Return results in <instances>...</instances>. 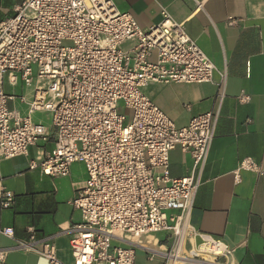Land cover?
I'll return each instance as SVG.
<instances>
[{
  "label": "built area",
  "instance_id": "obj_1",
  "mask_svg": "<svg viewBox=\"0 0 264 264\" xmlns=\"http://www.w3.org/2000/svg\"><path fill=\"white\" fill-rule=\"evenodd\" d=\"M161 16L143 28L114 0H22L0 19V160L28 156L36 146L29 167L44 175L66 177L73 164H84L87 177L71 202L81 221L66 229L73 264H137L133 237L158 232L167 234L156 251L162 264H236L229 242L190 221L218 113L198 114L178 128L142 90L150 82L208 83L219 72L183 23L165 7ZM219 73L221 102L227 72ZM6 78L13 87L34 88L29 111L49 112L51 125L10 107L15 96L6 91ZM238 99L251 97L242 92ZM178 146L193 159L182 177L170 170ZM242 171L264 174L252 157L234 170L237 183ZM12 200L11 192L1 193L4 208ZM2 232L15 238L12 227ZM15 240L0 248V264L12 251L62 264L53 236L29 226L27 237Z\"/></svg>",
  "mask_w": 264,
  "mask_h": 264
},
{
  "label": "crops",
  "instance_id": "obj_2",
  "mask_svg": "<svg viewBox=\"0 0 264 264\" xmlns=\"http://www.w3.org/2000/svg\"><path fill=\"white\" fill-rule=\"evenodd\" d=\"M21 2L10 0L0 19L11 16L10 10ZM114 2L143 28L158 24L162 19L161 8H167L184 24L187 34L211 58L218 71L227 72L226 93L221 102L219 72L208 83L150 82L142 90L178 128L186 126L198 114L218 113L216 135L201 174L190 221L196 229L229 242L235 248L236 264H264V174L242 171L240 183L233 174L246 157L254 158L264 168V0ZM229 17L236 23L229 25ZM129 45L127 42L123 47ZM6 82L7 78L5 88ZM6 91L15 96L10 102L11 108L31 115L34 121L51 125L49 112L29 111L33 87L19 84ZM242 92L251 97L250 102L239 101ZM36 155L37 147L32 146L28 156L0 160V248L14 245L15 239L26 238L28 227L33 226L40 236H53L62 264H73L66 229L81 221L80 211L71 202L87 177L86 168L82 163H75L69 176L54 178L42 174L40 169H30V161ZM192 166V157L179 146L170 152L172 176H185ZM7 191L13 194V200L10 207L4 208L1 193ZM6 227L14 229L15 238L2 232ZM166 237L165 232L133 237L138 244L136 263L162 264L163 258L156 251ZM4 264L48 262L34 252L12 251Z\"/></svg>",
  "mask_w": 264,
  "mask_h": 264
},
{
  "label": "rangeland",
  "instance_id": "obj_3",
  "mask_svg": "<svg viewBox=\"0 0 264 264\" xmlns=\"http://www.w3.org/2000/svg\"><path fill=\"white\" fill-rule=\"evenodd\" d=\"M9 3H10V0H0V5H2V8L0 9V14L3 15L5 13V11H6L5 7L7 5H9ZM12 12H13V9L10 10L11 14H12ZM9 85H10L9 82H6V89H11L13 87V86L11 87V85L10 86ZM119 105H120L122 113L125 114L126 116L130 117L131 110L128 107H126L124 102L120 101Z\"/></svg>",
  "mask_w": 264,
  "mask_h": 264
}]
</instances>
